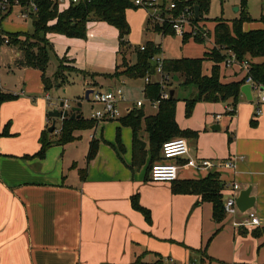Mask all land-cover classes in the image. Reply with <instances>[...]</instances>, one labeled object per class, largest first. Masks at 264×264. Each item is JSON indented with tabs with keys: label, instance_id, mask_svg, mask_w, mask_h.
Returning a JSON list of instances; mask_svg holds the SVG:
<instances>
[{
	"label": "crops",
	"instance_id": "crops-1",
	"mask_svg": "<svg viewBox=\"0 0 264 264\" xmlns=\"http://www.w3.org/2000/svg\"><path fill=\"white\" fill-rule=\"evenodd\" d=\"M19 10L14 6L9 13H0L2 34L21 33V24L14 23L12 16L15 12V20L20 18ZM155 45L163 58H168L161 45ZM21 58V52L13 45L0 47V96L11 97L0 101V264H133L138 257L140 264H148L157 260L156 253L184 264H200L202 257L212 263L264 264V106H258L261 114L256 115L254 100L248 101L240 93L242 102L233 116L223 118L228 107L224 103L223 114L208 115L199 124L192 120L179 127L198 133L196 138H183L189 148L187 159L209 160L214 166L204 170L180 167L175 184L216 174L224 186L236 183L239 192L251 188L250 196L255 198L252 211L260 220L259 227L234 226L243 220L242 215L225 217L216 224L210 203L196 206L199 196L173 194L171 183L149 181L150 158L146 155L148 143L144 134L140 141L145 146V158L138 162L134 160L132 134L125 145L120 143L121 148L99 144L95 137L98 126L90 130L93 137L87 141L83 142L76 131L75 141L57 143L55 135L60 132L61 123L57 120L59 127L48 133L52 123L48 112L61 101L52 99L44 90L38 70L19 65ZM246 59L248 63L262 62ZM221 65L226 69L223 76L219 71L221 83L245 78L238 63ZM249 105L255 106L254 110ZM216 116H220L219 120ZM212 126H219L221 133L224 128L232 131L233 139L227 148L225 136L210 130ZM41 136H47L51 146L39 158ZM91 140L98 143V149L88 162ZM228 159L234 162L233 169L215 167ZM230 194L229 189L223 188V200ZM133 196L149 211V223L133 209ZM189 211L186 230L191 226L201 232L193 244L188 241L187 231L174 237V223L183 224ZM158 215L163 216L162 223ZM253 231L258 234L252 235ZM213 232L211 245L216 244L217 249L225 241L228 253L211 252V247L202 250L203 237L208 238ZM176 243L198 251L191 256Z\"/></svg>",
	"mask_w": 264,
	"mask_h": 264
},
{
	"label": "trees",
	"instance_id": "trees-1",
	"mask_svg": "<svg viewBox=\"0 0 264 264\" xmlns=\"http://www.w3.org/2000/svg\"><path fill=\"white\" fill-rule=\"evenodd\" d=\"M20 5L25 7L29 0H18ZM36 4L37 10L31 13L29 20L32 25V33L22 34H5L9 37V45L20 47L22 58L19 65L22 67L38 70L41 73V80L45 91H50L54 87L51 78L46 77V71L49 63V53L52 50L50 43L46 36L50 33L62 35L69 38H86V25L89 19H94L100 22L107 23L113 26L117 31L118 51L120 55V63L115 67V71L111 78H127V79H144L145 77H154L156 75V64L152 59L160 54L159 46L154 43L147 42L145 50L135 51V62L129 64L126 60V52L131 46L126 37L130 33V26L126 18V12L130 9H137L132 6L129 0H80L77 4L69 3V7L62 11H58L57 3L50 0H33ZM178 8L185 6H192L199 8V16L194 19V24L211 21L213 23L212 31L208 35L213 37L214 44L221 46L223 51L231 53L235 56L236 62L240 63L246 58L252 60L262 59L261 63H248L249 75L258 84L264 86V30L243 31L242 25L245 22L252 21L244 8H241L239 18L227 22L221 18L213 20L204 19L202 16L208 12L209 0H173ZM13 4V0H9ZM243 7L246 0H242ZM12 6L8 9L9 13ZM3 19V18H2ZM261 22L264 23V17ZM156 32L164 36L174 37L168 27H156ZM186 36V35H185ZM29 40V44L21 42V39ZM191 37L182 38V43H185ZM198 43H202L203 39L200 37L193 38ZM22 48V49H21ZM221 51L206 49L201 58H163L161 63L162 75H167L171 78L170 84L174 83L173 79L177 78L181 82V86H193L196 89V95L189 99H184L185 114L187 117L191 116L196 103H227L232 107L230 112L226 115L233 116L235 114V107L240 96V88L244 83V79L240 82H231L223 84L220 82V65L228 58L227 54ZM203 61H210L212 63L211 73L209 76L202 74ZM248 62V61H247ZM67 68V70H66ZM76 73L83 77L92 76L81 70L71 66L70 61L65 57L59 59L58 67L54 73L55 79L60 80L58 87L60 88L67 81L65 73ZM62 74V76H61ZM143 94L145 98L150 100H158L160 94V86L157 82L144 84ZM11 99L10 96H0V101ZM175 105L176 99L168 98L160 100L156 114L154 116H145L144 109H133L130 113L119 119L121 127H126L131 130L134 160L135 162L145 158V149L140 150L139 141L141 135H146L147 143L149 145V169L151 166L160 160V151L162 144L174 138H196L197 132L189 130H180L175 121ZM97 122L90 120L84 121L82 117L79 119H63L60 125V136L57 140L59 144H67L75 141L77 138L73 133L81 130H91L97 126ZM47 136L40 138V150L37 157H43L46 149L51 146V142L46 139ZM229 137V142H230ZM118 148H121L119 141ZM98 149V143L91 140L87 161H91ZM172 182L171 191L173 194H191L200 197V203L207 202L212 205V220L216 224H220L224 217L223 213V196L222 190L224 185L219 181L216 174H209L203 180H188L175 184ZM175 184V185H174ZM131 205L134 210L139 212L146 222H150L149 211L142 208L138 203L137 196L131 198ZM252 235H257V231H253ZM196 253L195 250H192ZM199 253V252H197ZM155 257H157L155 255ZM141 258L138 257L133 264H139ZM210 262V261H209ZM159 257L156 264H161ZM193 263V262H192Z\"/></svg>",
	"mask_w": 264,
	"mask_h": 264
},
{
	"label": "rangeland",
	"instance_id": "rangeland-1",
	"mask_svg": "<svg viewBox=\"0 0 264 264\" xmlns=\"http://www.w3.org/2000/svg\"><path fill=\"white\" fill-rule=\"evenodd\" d=\"M165 1L168 4L173 0ZM262 4L263 0H246V4L243 7L242 0H209L208 12L204 13L202 17L207 20L221 18L227 22H231L239 18V15L241 14L240 10L241 8H244L252 21L243 23V31L247 32L252 30H264V23L261 22L262 17H264V12L262 11ZM57 7L59 12L66 10L69 7V0H63V2L58 4ZM236 8H238L237 12L235 11ZM192 9L194 11V7H192ZM127 14L129 21L128 24L130 26V33L126 37V41L131 46H134L130 47L129 50L126 52V60L129 64H134L136 57L135 51L138 50V46L145 45L147 42L160 44L161 48L164 50L165 56L168 58H201L206 49L221 51L223 54L227 52L223 51L221 46H217L214 44L213 37L211 35H208L207 38L203 39V42L201 44L195 41L193 39L194 37L189 38L185 43H182V38L179 37L173 38L167 36L163 39L159 35L161 33L155 31V29L157 28L149 23V16L145 10L140 8L130 9L128 10ZM15 15V12L12 13V16L14 18L13 22L21 24V33H32L31 21L20 18L15 20ZM199 26L207 28L208 31L211 32L214 25L211 21H207L204 23H199ZM188 36L189 35H186L184 37ZM46 39L52 47V50L49 53V63L46 71V74L48 76L52 75L50 78L54 83V87L49 91V94L52 99H59L61 102H64V104H67L69 106V110H67L69 114L70 108L74 107L77 103H81V117L84 121H90L92 112L100 107L89 102L90 94L87 95V100L84 99L85 91L92 90L93 88L99 91H106L108 89L115 90L116 88H120L125 99L124 103L119 104L121 116L116 120L98 122V128L95 132V137L96 141L99 144L106 143L116 146V143L119 141V143L125 145L126 142H128V140L130 141L131 139V131L126 127H121L119 119L123 117L124 109L126 107H130L132 109V104H134L136 101L145 100L143 94L145 81L144 79L132 80L124 77L119 79L111 78L115 71V67L120 63V55L117 54L118 38L116 29L113 26L108 25L107 23L100 22L94 19H89L86 25L85 39L69 38L54 33L48 34L46 36ZM21 42H25V45H28L30 43L29 40H26L25 38L21 39ZM14 47H16L21 52L20 47ZM226 54L228 55V57L231 55V53ZM157 56L158 58H163L162 52L160 51V54H158ZM64 57L70 61L71 66H73L74 68L81 70L89 75H94L95 77H83L80 74H69V72H66L64 76H67V81L64 85L59 88L58 84L60 80L55 79L54 73L56 72V69L58 67L59 59H62ZM201 69L203 75L209 76L211 73L210 61H203ZM220 71L223 76L226 69L222 65H220ZM151 79L152 81H158L159 77L158 75H155ZM180 83L181 82L177 81L174 82L172 85H169L170 82H168L166 86L168 91H174L173 96L176 99L175 120L178 127L181 128L183 123H187L192 120H197L196 123L199 124L200 121L203 122L204 118L208 115H214L217 113L223 114L225 112L224 103L198 102L194 107L192 115L187 117L185 114V106L183 100L194 97L196 95V89L193 86H181ZM85 84L88 86L87 89ZM241 102L242 99L239 96L235 109L239 108ZM227 106L232 108L228 104ZM249 106L251 107V110H254L255 106L253 108L251 105ZM152 110L146 104L144 110L145 116H154L157 110H154L155 112ZM223 118L229 117L227 115H223ZM58 121H60L61 123L62 120ZM56 127H59V125H57ZM205 127H208V123L205 125ZM214 133L223 134L225 136L226 148L230 145L233 139V133L230 129L228 130L224 128L222 130V133L221 131H216ZM79 134L82 137L83 142L87 141L89 136L93 137V132L90 130H81L79 131ZM59 136L60 132H58V135H55L57 139L59 138ZM73 136H75V132L73 133ZM229 137L231 140L230 142ZM146 140L147 139H145V141ZM149 150V145H147L146 155L148 157ZM190 216L191 212L189 211L186 214V219L183 224H179L178 222L174 223V230L177 231L174 234V237L183 236L187 231L189 232L188 241L193 244L197 239L196 234L197 237H200L201 232L199 228H193L191 226L187 227L186 230V220H188ZM162 217L158 215L159 222L161 223ZM166 220L167 218L165 217L164 221ZM203 238L202 250L206 251L207 247H211V252L213 250L215 252H229L227 243L225 241H221V244L217 247V249L215 248L216 244L214 246L211 245L214 238V232L208 238ZM200 239L201 238H199L198 240L200 241ZM176 245L183 249H186L191 254V256L195 255L192 250L198 251V249L189 248L180 243H176ZM155 255L159 257L162 262L161 264H184L179 260H176L172 256H163L160 253H156ZM205 260L206 258H200V264L211 263L205 262ZM214 263L226 264L225 262ZM148 264H156V261Z\"/></svg>",
	"mask_w": 264,
	"mask_h": 264
},
{
	"label": "built area",
	"instance_id": "built-area-1",
	"mask_svg": "<svg viewBox=\"0 0 264 264\" xmlns=\"http://www.w3.org/2000/svg\"><path fill=\"white\" fill-rule=\"evenodd\" d=\"M51 2H56L58 4L62 3L63 0H50ZM80 0H69V3L77 4ZM134 8H140L146 11L149 16V23L155 27H168L172 32L174 37L183 38L185 35L190 37H200L202 39L207 38L208 29L195 25L194 22V11L192 7L185 6L178 8L174 1L166 3L165 0H129ZM10 6L19 7V17L24 20H29L31 13L36 12L37 7L33 0H29L26 6L20 5L18 0H13L11 5L9 0H0V13H6ZM262 11L264 12V0L262 4ZM9 45V37L0 32V47ZM140 51L145 50V45L138 46ZM163 58H158L155 56L152 61L156 64V75H158V81H155L160 86V94L158 100H150L145 98V100H138L132 104V109L126 107L124 109V115L130 113L133 109H141L147 106L150 109L157 110L160 100H165L169 98V91L166 86L170 82L171 78L167 75H162L161 63ZM237 63L235 56L230 55L226 60L225 64L227 66ZM239 67L245 72L244 85H249L252 100L257 105L256 115L261 114V108L264 106V86L256 83L249 75V65L247 61H242L238 63ZM145 84L153 83L150 77L144 78ZM89 102L94 105H98L100 108L94 110L91 114L90 120L98 122L116 120L121 116V111L119 109V104L125 102L123 93L120 88L108 89L106 91H99L93 88L90 93ZM58 107V105H55ZM63 110H69V106L64 104ZM232 108L227 107V112H230ZM219 120L220 116L215 117ZM189 153V148L187 141L183 138H174L168 140L162 144L160 151V160L155 162L149 172V181L154 184L159 183H172L177 179L178 169L180 167H191L195 170H204L213 167L214 165L205 159H187ZM185 160L183 165L180 166L179 162ZM216 168L233 169L234 162L231 159L219 162L215 165ZM224 188L229 189L231 194L223 200V213L224 217L234 219L238 215L243 216V220L240 223H233L234 226H242L245 228H256L261 225L259 218L251 210L245 213H239L236 206V198L239 194V186L236 183L226 184ZM171 262V261H169ZM207 264H221V263H207ZM234 264V263H226Z\"/></svg>",
	"mask_w": 264,
	"mask_h": 264
},
{
	"label": "water",
	"instance_id": "water-1",
	"mask_svg": "<svg viewBox=\"0 0 264 264\" xmlns=\"http://www.w3.org/2000/svg\"><path fill=\"white\" fill-rule=\"evenodd\" d=\"M235 11L237 12L238 8H236ZM198 16H199V8L195 7L194 8V18L197 19ZM173 81L177 82L178 79L174 78ZM90 93H91V90H87L85 92V96H84L85 100H87V95ZM240 93L245 96L246 100L248 101L252 100V94H251L249 85H243L240 88ZM173 95H174V91L170 90L169 98L170 99L173 98ZM63 107H64V102H60L57 108H53L52 110L48 112V117L52 119V123L47 129L48 133H52L55 130L57 120H63L66 118L79 119L81 117L79 115V113L81 112V103H77L74 107L70 108V114L67 110L61 111L60 109H62ZM210 130L219 131L220 128L219 126H212ZM139 144H140V148L144 149L145 147L144 143L142 141H139ZM250 193H251V188L241 190L236 198V206L241 213H245L246 211L251 210L254 207L255 198L250 196Z\"/></svg>",
	"mask_w": 264,
	"mask_h": 264
}]
</instances>
